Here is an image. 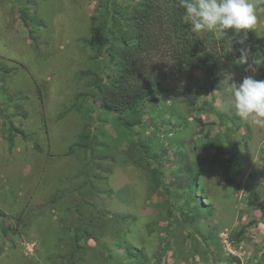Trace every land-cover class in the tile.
I'll list each match as a JSON object with an SVG mask.
<instances>
[{"label": "rangeland", "instance_id": "1", "mask_svg": "<svg viewBox=\"0 0 264 264\" xmlns=\"http://www.w3.org/2000/svg\"><path fill=\"white\" fill-rule=\"evenodd\" d=\"M96 1L30 0L45 26L29 29L19 15L27 0H0V64L17 68L14 75H0V211L6 215L0 218V264H62L58 257L72 250L68 238L79 214L74 206L82 200L87 205L80 212L93 217L100 237L81 242L75 258L82 256V264H264V126L241 119L246 125L237 130L229 88L226 97L210 90L204 70L192 67L183 77L195 86V106L163 91L157 102L141 105L143 124L130 132L114 115L86 102L83 112L92 110L96 146L93 153L68 155L83 129L81 112L67 109L86 92L87 80L78 77L88 58L81 40L88 36ZM256 2L264 7V0ZM259 15L253 31L264 38V13ZM200 36L209 41L206 31ZM253 67L257 79L260 64ZM234 75L241 82L253 72L238 62ZM5 117L28 139L12 140ZM219 133L228 134L239 153L232 186L216 166L198 161L201 143ZM140 141L149 144L153 158L143 155ZM141 159L162 174L156 192L145 166L137 163ZM198 172L192 194L188 179ZM83 184H89L80 192L85 199L73 192ZM61 188L73 193L40 209ZM193 197L203 204L200 215ZM128 246L141 249L143 257H129Z\"/></svg>", "mask_w": 264, "mask_h": 264}, {"label": "trees", "instance_id": "2", "mask_svg": "<svg viewBox=\"0 0 264 264\" xmlns=\"http://www.w3.org/2000/svg\"><path fill=\"white\" fill-rule=\"evenodd\" d=\"M19 15L26 28L45 26L37 14L36 5L30 0L19 10ZM87 31L88 36L81 40L88 55L87 65L78 73L79 79L87 80L86 92H79L67 109L81 112L84 123L78 140L69 148L68 155L78 151L93 153L96 146V135L90 131L92 110L83 112L84 104L88 101L98 105L102 113L114 115L121 127L130 132L143 124L141 105L157 102L155 95L159 91H165L173 98L184 99L191 106L196 105L195 89L189 82L183 81L186 71L192 67L204 70L208 76V88L217 90L226 97L225 89L229 88L230 82L225 77L232 73L234 82L240 83L234 70L241 56V47H247L250 57H256L260 64V76L257 79L264 80V38L250 31L244 45H241L238 41L242 37L236 36L232 30L227 35L222 34L220 38L214 37L213 31H206L210 37L205 42L200 36L201 32L194 33L191 24L184 19V10L179 6L178 0H97ZM30 34V39L36 41L32 30ZM16 72L17 68L0 64V75L9 76ZM7 100L6 103L10 106L15 102L13 96H9ZM13 107L19 112V116L27 117V112L21 107ZM6 120L12 140L15 135L28 139L26 132L16 127L11 118ZM234 120L240 124L236 126L237 130L243 124L246 125L238 116ZM139 147L146 158L147 155L154 157L146 141H140ZM35 148L40 151L38 145ZM238 159L239 153L226 133H219L215 137L207 136L199 146V164L216 166L226 186L236 183L232 174ZM144 161L141 159L137 163L145 166L156 192L162 186V174L158 168H152L148 160ZM199 176L198 172L191 174L188 179V190L192 194H195ZM87 189L89 184H83L73 192L82 197L80 192ZM67 191L68 189L61 188L40 209L56 205L73 193H66ZM193 200L197 202L194 212L200 215L203 204L195 197ZM83 205H87L84 200L74 206V211L79 214L77 225L70 231L68 238L72 250L68 257H58L59 260L62 259V264H82V256L75 258V254L83 249L81 242L100 240L94 233L97 225L93 217H85L80 212ZM260 208L264 217V197ZM93 213L92 210L91 215ZM5 217L0 211V218L4 220ZM32 218L33 216L29 219ZM3 231L7 233V230ZM241 236L242 233L234 235L236 241ZM126 250L131 258L140 259L144 255L138 248L128 246Z\"/></svg>", "mask_w": 264, "mask_h": 264}, {"label": "clouds", "instance_id": "3", "mask_svg": "<svg viewBox=\"0 0 264 264\" xmlns=\"http://www.w3.org/2000/svg\"><path fill=\"white\" fill-rule=\"evenodd\" d=\"M178 4L194 33L216 31L227 35L232 30L242 37L238 41L241 45L260 22L259 13H264V7H259L256 0H178ZM240 52V64L249 65L253 75L245 76L240 83L234 82L232 73L225 77L230 82L231 107L242 120L264 126V80L255 78L253 67L259 62L250 61L247 47H241Z\"/></svg>", "mask_w": 264, "mask_h": 264}, {"label": "crops", "instance_id": "4", "mask_svg": "<svg viewBox=\"0 0 264 264\" xmlns=\"http://www.w3.org/2000/svg\"><path fill=\"white\" fill-rule=\"evenodd\" d=\"M188 72H189V69L186 71L185 75L188 74ZM194 74H195V72H194ZM194 74L192 73V75H194ZM207 78H208V76H207V74L205 73V82L208 80ZM192 87L195 89L194 84H192ZM162 92H163V91H159V92L155 95V97H159L160 95L164 94V93H162ZM165 94H166V92H165ZM174 99H175V98H174Z\"/></svg>", "mask_w": 264, "mask_h": 264}]
</instances>
